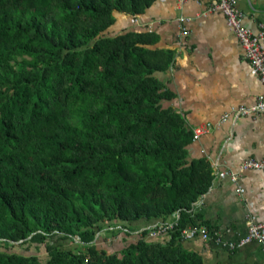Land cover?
Masks as SVG:
<instances>
[{
	"label": "trees",
	"instance_id": "trees-1",
	"mask_svg": "<svg viewBox=\"0 0 264 264\" xmlns=\"http://www.w3.org/2000/svg\"><path fill=\"white\" fill-rule=\"evenodd\" d=\"M154 1L0 0V264H204L180 231L212 168L155 74L174 53L109 32ZM173 217L163 237L104 230Z\"/></svg>",
	"mask_w": 264,
	"mask_h": 264
},
{
	"label": "crops",
	"instance_id": "crops-1",
	"mask_svg": "<svg viewBox=\"0 0 264 264\" xmlns=\"http://www.w3.org/2000/svg\"><path fill=\"white\" fill-rule=\"evenodd\" d=\"M234 1L244 27L256 34L261 25L264 31V0ZM213 4V0H155L136 17L117 14L109 32L152 34L156 38L152 48L172 50L171 65L155 73L172 93L161 104L178 112L191 130L209 125L187 145V158L205 157L213 174L192 213L197 221L217 229L220 241L195 237L182 239V246L198 253L204 264H264V251L255 240L233 249L226 246L246 236L249 222L264 219V170L241 167L249 157L264 159V112L233 116L240 105L264 96V86L224 15L209 10ZM221 171L236 174L237 180L220 177ZM103 246L114 250L120 243Z\"/></svg>",
	"mask_w": 264,
	"mask_h": 264
},
{
	"label": "built area",
	"instance_id": "built-area-1",
	"mask_svg": "<svg viewBox=\"0 0 264 264\" xmlns=\"http://www.w3.org/2000/svg\"><path fill=\"white\" fill-rule=\"evenodd\" d=\"M214 4L210 7V11H219L221 12L225 19L228 28L233 32L237 38L242 50L243 55L249 66L251 67L252 72L256 77L261 81L264 86V31L262 26H259V31L256 34L250 32L243 25V14L240 12L236 6L234 0H213ZM183 34H185L183 32ZM264 112V96H258L254 103L251 105H240L233 112L234 117L250 115L255 113ZM226 115H224L225 117ZM223 117V118H224ZM209 128L208 124H198L192 128V137L196 139L200 134L207 131ZM241 167L250 168V169H259L264 170V159L256 160L253 158H247L243 160ZM220 177L228 176L232 182L237 180V175L230 173L228 171H221L219 173ZM242 188H238V191H241ZM176 223V218H170L165 221L154 220L146 224L136 223L134 230L128 231L127 228L122 227L121 224L117 225H108L104 228L105 231L110 232L112 230L120 229L121 233L127 237L133 239L137 238L143 231L146 232L145 236L149 238L165 236L167 231L171 229ZM103 232L98 231L97 237H101ZM180 235L182 239H192L195 237L201 239L213 238L217 241H220L219 231L212 227L199 224L188 225L181 229ZM75 240H78L75 237ZM255 240L261 244V247L264 251V219L260 222H249L247 226L246 236L239 240L237 243H228L226 246L229 249H233L238 245H241L247 241Z\"/></svg>",
	"mask_w": 264,
	"mask_h": 264
},
{
	"label": "rangeland",
	"instance_id": "rangeland-1",
	"mask_svg": "<svg viewBox=\"0 0 264 264\" xmlns=\"http://www.w3.org/2000/svg\"><path fill=\"white\" fill-rule=\"evenodd\" d=\"M67 243L69 244V243H72V242H69V241L67 240ZM16 249H17V250L19 249V251H21V250H20L21 248L18 247V246L16 247ZM35 252H36V250H35ZM42 255H43V254H42Z\"/></svg>",
	"mask_w": 264,
	"mask_h": 264
}]
</instances>
